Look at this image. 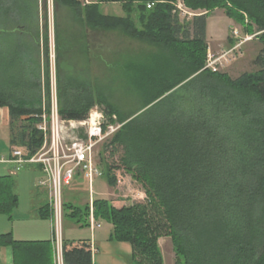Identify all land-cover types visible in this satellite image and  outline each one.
Wrapping results in <instances>:
<instances>
[{
	"label": "trees",
	"instance_id": "16d2710c",
	"mask_svg": "<svg viewBox=\"0 0 264 264\" xmlns=\"http://www.w3.org/2000/svg\"><path fill=\"white\" fill-rule=\"evenodd\" d=\"M53 2L57 112L82 121L98 106L115 115L122 126L101 146L98 166L109 187L119 173L129 174L147 200L121 209L92 201L95 220L112 226L109 239L130 245L131 264H162L161 236L183 264H264V0H183L204 12L186 23L173 0ZM102 4H119L123 16L103 15ZM215 9L244 33L260 32L257 71L232 79L203 69L207 18ZM67 57L70 72L63 75ZM89 62L102 72L93 80L83 72ZM0 70L16 76L0 86L8 144L30 158L42 146L37 124L51 106L47 22L39 26L37 0H0ZM21 75L27 80L18 81ZM112 84L134 94L139 109L118 111ZM13 187L12 176H0V215L9 219L18 206ZM63 200V218L88 227L89 204L74 205L64 193ZM38 215L49 219L48 204ZM49 245L0 235L13 264H52ZM62 256L63 264H92L90 242L63 240Z\"/></svg>",
	"mask_w": 264,
	"mask_h": 264
},
{
	"label": "rangeland",
	"instance_id": "374dc122",
	"mask_svg": "<svg viewBox=\"0 0 264 264\" xmlns=\"http://www.w3.org/2000/svg\"><path fill=\"white\" fill-rule=\"evenodd\" d=\"M82 3L93 2L95 0H79ZM179 0H173L172 5L178 3ZM101 13L103 15L109 16H123L122 8L119 4H102L100 7ZM190 10V9H189ZM192 11V10H190ZM54 12L55 5L53 0H37V14H38V23L41 28L45 21L47 22V31H48V45H49V64H50V75L49 82L51 87V97L56 98V77H55V52H54ZM194 13H198L199 15L204 14V12L192 11ZM245 25H250L253 30H255V26L251 21L247 19V16L243 14ZM192 18L188 17L186 19L180 18V23H186L190 21ZM208 24H209V33L207 35L206 44L207 48L216 53L221 50L231 48L238 40L233 37V31L237 30L239 36L244 38L246 34L244 33V29L241 24H238L233 19H230L226 16L223 9H215L214 11L209 13L208 16ZM254 32L248 35H253ZM230 41H233V45H230ZM263 48V44L257 38H252L249 41L244 42L240 49V56H237L234 61H232L226 68L222 71L226 73L232 79H236L241 76L243 73H253L258 70V65L255 62L256 57L260 53ZM207 51V50H206ZM41 62L43 63V56L41 55ZM70 58L67 57L62 62V74L68 75L70 72ZM74 68V67H73ZM86 71L84 73H89V75L85 74V77H89L90 79H95V77L102 74L98 69V66L93 62H89L87 66H85ZM81 69V68H79ZM82 72V70H81ZM103 74H106L103 72ZM20 78H17L18 81H26L27 77L21 75ZM16 76L13 73V70L1 71L0 70V86L9 84L12 80H15ZM43 76L41 77V81L43 83ZM109 93L112 96V105L120 112L124 114H130L135 110H138V98L130 94V92L124 89L122 84H112L109 89ZM53 101V100H52ZM46 113V112H45ZM100 152V150H99ZM99 152L96 157V161L98 163L99 160ZM0 154L5 156L7 154V149L0 142ZM36 165H26L24 168L17 172L18 175L21 176L19 179L18 186V206L16 210L13 212L12 221L8 223V226H15V229L24 230L25 220L26 218L33 217L35 215V210L41 206L44 201H46V196L44 193H41L42 196L36 197L34 196V192L36 191V186L38 185L39 180L42 179V175L36 170ZM102 169V167H99ZM21 171V172H20ZM0 174H5V171L0 167ZM26 175V176H24ZM13 176V181L16 182V176ZM24 177V179H22ZM26 178V179H25ZM41 187V186H40ZM41 187L40 189H42ZM29 189L32 191L30 192ZM88 187L86 183L79 186L78 189H70L68 193L71 196L72 202H76L80 204V202H84L88 200L89 193ZM101 193V194H100ZM85 197L86 200L83 198ZM93 199H109L112 202L113 206L116 209H121L122 207H128L137 203H146V197L144 194V190L139 183L134 181L131 176L125 172L119 173L117 175L116 185L114 187H109L106 182V178L101 177L99 179H95L93 181V194L91 195ZM77 199H81L78 202ZM67 200V199H65ZM89 202V201H88ZM15 213V214H14ZM5 217V216H3ZM14 222V223H11ZM31 224L34 225V229L39 228L36 226L43 225L40 220L38 221L36 217H33ZM29 225V224H28ZM110 225V226H109ZM101 228L96 230V235L99 231H107L111 227V224L102 221L100 223ZM107 234V233H106ZM66 238H85L90 234V230L87 227H84L81 223H77L76 219H72L69 216H64L62 220V237ZM99 234L97 235L98 238ZM34 238V237H32ZM77 241V239L75 240ZM80 241V240H79ZM98 238V242H99ZM104 242V241H101ZM112 242L111 245H114ZM102 245V244H101ZM128 245V244H126ZM157 245L159 248V252L161 255L162 264H183L182 259L177 258L175 251L173 249L171 240L169 237L161 236L157 239ZM100 246V244H99ZM111 246L109 250L113 253ZM106 250V249H104ZM124 252V253H123ZM131 252V251H130ZM119 255H125V250L119 251ZM118 255V256H119ZM137 260L141 261V255L137 254ZM120 261V262H119ZM114 260L116 264L122 263L121 260ZM144 264H149L144 262Z\"/></svg>",
	"mask_w": 264,
	"mask_h": 264
},
{
	"label": "built area",
	"instance_id": "2783aa9c",
	"mask_svg": "<svg viewBox=\"0 0 264 264\" xmlns=\"http://www.w3.org/2000/svg\"><path fill=\"white\" fill-rule=\"evenodd\" d=\"M151 6L153 3L148 2L147 8ZM173 6V12L181 19L199 15L190 11L183 0H179ZM232 34L238 41L231 48L216 53L207 48L203 69L213 73L222 72L237 56H240L238 51L240 46L256 38L260 32L253 35L246 34L244 38L239 36L237 30ZM121 126L115 115L106 117L98 106L92 107L82 121L64 120L57 112L56 98L51 97L49 113L44 111L37 124V130L41 133L43 141L40 149L30 158H25L22 150L15 148L5 161L13 166L12 174H16L25 165H37L42 171L43 180L39 182V186L45 187L48 193L54 264H63V190L77 175H80L92 190L93 181L103 177L96 161L98 152ZM88 228L91 232L100 228V223L93 216L92 200L89 201Z\"/></svg>",
	"mask_w": 264,
	"mask_h": 264
},
{
	"label": "crops",
	"instance_id": "0c3cea01",
	"mask_svg": "<svg viewBox=\"0 0 264 264\" xmlns=\"http://www.w3.org/2000/svg\"><path fill=\"white\" fill-rule=\"evenodd\" d=\"M99 0H95L93 2H98ZM86 3H90V2H86ZM209 19L207 18V25H206V39H207V35L209 33V24H208ZM9 136H10V130H9V113L7 108H0V142L1 144L5 147V149H7V154L5 156H2V154H0V167L2 168V170L5 171V174H0V176H16V182H14V187H13V191L15 194H17L18 191V186H19V179H21V176L16 174H12V170H13V166L9 163H6L5 161L9 158V156L11 155L12 149L9 144ZM26 166V165H25ZM24 166V167H25ZM23 167V168H24ZM36 170L40 173V175H42V179L43 180V174L42 171L40 169L39 166L36 165ZM21 172V171H20ZM26 176V175H24ZM13 179V176H12ZM22 179H24V177H22ZM26 179V178H25ZM99 179V178H97ZM39 180V182L41 181ZM39 182L38 185L36 186V191L33 193L34 196L39 197L42 196L41 193H44L46 196V201H44V203L39 206L36 210H35V215L33 217H36L37 220L40 222H42L43 225L40 226H36L39 228L34 229V225L31 224V221L33 219V217L31 216L30 218H26L25 220V228L24 230L21 229H15V226L12 225L11 227L8 226V223H10V221H12V216L11 218H7L6 216L3 217L4 215H0V235H4V234H11L13 239L16 241H41V242H50V249H51V258H52V264H54V249H53V245H52V229H51V223L49 219H41L39 217V211L42 207H44L46 204H48V193L45 187H43L42 189H40L41 187L39 186ZM83 183L87 185V182L80 176L77 175L74 180L71 182V184L64 188L63 193H64V199H67L66 201H70L71 200V196L68 193V191L70 189H78L79 186L83 185ZM29 191L31 192L32 190L29 189ZM88 195L89 198L88 200L85 199V197L83 198L84 202H80L79 199L78 202H80V204H77L76 202H72L74 205L77 206H82L86 203L89 204L88 201L90 200H94V198H91V195L93 194V184H92V190L89 189L88 187ZM101 194V193H100ZM18 196V194H17ZM107 199V198H106ZM109 200V199H107ZM64 201V200H63ZM112 204V202H111ZM113 206V204H112ZM114 207V206H113ZM16 210V209H15ZM14 210V211H15ZM13 211V212H14ZM15 214V213H14ZM13 215V213H12ZM97 221V220H96ZM98 223H102V221L98 220ZM14 223V222H11ZM29 224V225H28ZM110 226V225H109ZM88 228V227H87ZM101 228V226H100ZM98 228V229H100ZM89 229V228H88ZM93 230L92 232L90 231L91 236L89 235L88 237L79 239V238H66L63 235V240L65 241H72V240H86L90 242L91 245V254H92V264H116L114 262V260L117 258V260H121V262H124L125 264H131V247L130 245H126L124 243H113L114 245H111L112 240L109 239L111 231H112V226L109 228V230L107 231H99V233H97V235L99 234L98 238H99V242H98V238L96 235V230ZM107 233V234H106ZM34 237V238H32ZM104 241V242H101ZM100 244V246H99ZM102 244V245H101ZM111 246H114L112 248L116 249L115 251L113 250V253L109 250V248H111ZM106 249V250H104ZM125 250V257L124 255H119V251H123ZM124 253V252H123ZM119 255V256H118ZM120 262V261H119ZM0 264H13V250L11 247L9 246H0ZM122 264V263H119Z\"/></svg>",
	"mask_w": 264,
	"mask_h": 264
}]
</instances>
